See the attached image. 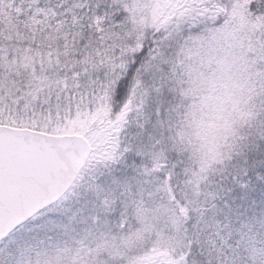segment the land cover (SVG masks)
Wrapping results in <instances>:
<instances>
[{
	"label": "snow or ice",
	"instance_id": "6c2138e0",
	"mask_svg": "<svg viewBox=\"0 0 264 264\" xmlns=\"http://www.w3.org/2000/svg\"><path fill=\"white\" fill-rule=\"evenodd\" d=\"M0 264H264V0H0Z\"/></svg>",
	"mask_w": 264,
	"mask_h": 264
}]
</instances>
